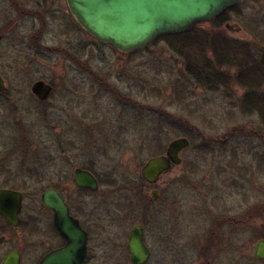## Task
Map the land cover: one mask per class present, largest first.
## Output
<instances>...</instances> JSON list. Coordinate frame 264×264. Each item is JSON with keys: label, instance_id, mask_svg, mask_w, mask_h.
<instances>
[{"label": "rangeland", "instance_id": "obj_1", "mask_svg": "<svg viewBox=\"0 0 264 264\" xmlns=\"http://www.w3.org/2000/svg\"><path fill=\"white\" fill-rule=\"evenodd\" d=\"M17 1L0 0V34L7 35L0 44V72L9 85L0 96V163L27 175L37 162L51 170L53 154L47 152L66 150L75 161L72 171L80 166L100 176L96 193L85 195L73 184L66 190L98 210L92 229L99 241L92 243L90 264H131L127 243L138 223L153 253L148 264L256 261L254 247L264 240V122L255 106L241 108L245 90L234 77L241 64L215 57L209 40L217 32L203 23L190 36H161L130 54L88 35L86 80L71 83L65 53L33 58L32 50L20 46L18 21L3 25ZM240 6L248 9L234 12L231 23L241 32L224 37H246L258 54L264 49V0H242ZM59 24H65L62 17L51 29L56 46L66 51ZM212 63L231 73L229 89L212 90ZM38 80L57 87L45 103L32 93ZM97 80L115 91L99 89ZM181 137L191 141L182 164L158 183L146 182L142 167ZM20 191L31 209L45 189ZM24 228L0 246V264L12 250L32 264V238ZM216 229L218 243L211 249Z\"/></svg>", "mask_w": 264, "mask_h": 264}, {"label": "flooded vegetation", "instance_id": "obj_2", "mask_svg": "<svg viewBox=\"0 0 264 264\" xmlns=\"http://www.w3.org/2000/svg\"><path fill=\"white\" fill-rule=\"evenodd\" d=\"M13 4L14 5L12 6V10L5 13L4 20L6 23L4 22L3 25L9 24L10 22L12 24L14 20L18 21V26L21 32V36L19 39V43L21 42L20 46L32 50L33 58H43L44 56L49 58L51 54L53 55L58 50L62 54L65 53L64 55H66V59L69 62L68 73L69 77L71 78V83L85 82L86 78H84V74H86L88 70L87 36L89 35V33L72 14L68 4V0H59L58 4L55 0H20ZM240 4L228 9L213 22L204 24H207L213 32H217V34L214 33L215 35L213 36V38L209 40V45L211 49H213L215 57L217 55V58L221 60L233 58V60L235 59L240 61V75L233 76L238 79L241 88L245 90L241 108H244L245 111H247L248 108L252 109V106H255L264 122V49H262V51L258 54H253L251 53L249 42H246V37H224L229 33L241 32L240 28L239 30L237 28H234L233 24L231 23V19H233L234 17V12L238 11V9H241V11L243 12L244 9L246 11L248 9V7L241 8ZM61 17L64 19L65 24L58 25L57 35L60 39H63L64 42L67 43V47H65L66 51L60 48V45L56 46V34L54 30L51 29L54 26L56 20L60 19ZM198 26L199 25L195 27L194 31ZM28 29L29 31H27ZM6 36V33L0 34V44L6 39ZM97 41L101 42L99 40ZM106 45L114 48L120 53H123L109 44ZM130 53L131 52L123 54ZM231 53H233L234 55L232 56ZM24 58L25 57H23V59ZM27 61L28 60H24L23 62ZM209 67V71H211V78L208 81H210L212 84V90L219 91L222 88L229 89L231 87L230 81L233 78L230 75L231 73L229 74L226 70L223 69L221 71L218 70L217 68H215L216 66L214 63H212V65ZM39 81L46 82L45 80H38L35 83ZM46 83L51 86V91L45 100L39 99L38 96L35 95L32 91L33 95L41 103L47 102L56 94L55 92L57 90V87L49 82ZM97 86L99 87V89H105L108 92L115 91L113 87L106 85L104 81L97 80ZM7 92L1 94L0 96H3ZM47 153L53 154L49 159V168H51V170L49 169L50 171L48 170L47 166L44 167V165H42L43 163L37 162V169L33 170L27 175H22L18 171L8 170L7 166L4 165V162L0 163V190H14L22 193V208L19 212V222L17 226H14L2 214H0V234H2L0 236V246L9 239V235L12 234L13 231H19L25 227L23 230V234L25 233L27 236L32 238L31 241L34 252L32 264H40L47 255L65 248L67 245V239L61 235L59 229L56 226V212L53 208L45 206L42 200V195L45 191L56 190L67 205L70 216L79 222L80 227L87 235L86 258L83 264H90V260H92L94 253L92 243L96 242V244H98L99 241L98 237L95 236V234L99 233V231H97L96 229H92V227H96L95 221L96 216L98 215V210L97 207H92V205L74 198L71 195V192L66 190H71V185L73 184L74 188L78 192L85 195L91 193L93 194L99 190L103 181L100 176L91 168H83L78 166L75 167L72 171V165L75 163V161L67 158V154L71 153V151H49ZM55 153H58L60 155H54ZM60 158H66V160L62 159V165V161L59 160ZM78 170L90 173L95 178L98 184V189L93 190L89 187L78 186L75 179L76 172ZM32 180L33 185H30L28 181ZM38 188H44L45 191L42 193L41 197H39V194H36V196L32 200L31 209H28L26 203V195L20 190ZM145 214L149 216L148 213L145 212ZM39 215H42L43 219H41ZM137 225H140L143 229V241L150 253L149 259L145 263L148 264L153 256L152 249L148 245L146 240L145 226L138 223L133 228H135ZM133 228L130 231L127 243L128 251V244ZM217 232L218 229H216V231H213V236L211 237L213 241L210 244L212 246L211 249H215V246L218 243ZM23 234H21V236H23ZM211 246H209V248ZM223 249H225V247H223ZM12 252H18L21 258V264H24L23 253L20 250H12L6 253L1 264H3L4 259ZM255 259L256 261L251 262L225 264H264V260H259L256 257ZM131 264H133L132 261ZM191 264L216 263L212 261H206L194 262Z\"/></svg>", "mask_w": 264, "mask_h": 264}, {"label": "water", "instance_id": "obj_3", "mask_svg": "<svg viewBox=\"0 0 264 264\" xmlns=\"http://www.w3.org/2000/svg\"><path fill=\"white\" fill-rule=\"evenodd\" d=\"M241 0H68L72 14L87 32L97 40L109 44L123 53L143 49L157 38L192 32L202 23L216 20L228 9L239 5ZM8 91V84L0 74V95ZM33 93L45 100L51 86L39 81ZM190 140L181 137L173 140L164 155L150 158L141 169L142 177L150 184L158 183L162 176L182 163L181 153L190 147ZM77 185L98 189L95 178L88 172L78 170ZM153 199L159 191L151 192ZM45 206L56 212V226L67 239L65 248L47 255L40 264H83L86 258L87 235L79 222L72 218L63 198L56 190L42 195ZM22 208V193L0 190V214L14 226L18 225ZM1 242V241H0ZM129 251L133 264H145L149 250L143 241L140 225L133 228ZM254 255L264 260V240L255 245ZM3 264H21L18 252L10 253Z\"/></svg>", "mask_w": 264, "mask_h": 264}, {"label": "trees", "instance_id": "obj_4", "mask_svg": "<svg viewBox=\"0 0 264 264\" xmlns=\"http://www.w3.org/2000/svg\"><path fill=\"white\" fill-rule=\"evenodd\" d=\"M194 31H192L191 33L188 34H182V35H170L172 37H179V36H190Z\"/></svg>", "mask_w": 264, "mask_h": 264}]
</instances>
